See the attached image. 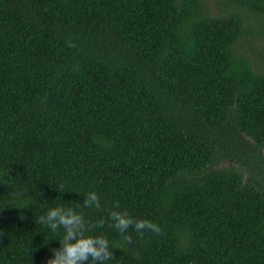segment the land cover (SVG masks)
Segmentation results:
<instances>
[{
	"label": "trees",
	"instance_id": "trees-1",
	"mask_svg": "<svg viewBox=\"0 0 264 264\" xmlns=\"http://www.w3.org/2000/svg\"><path fill=\"white\" fill-rule=\"evenodd\" d=\"M222 7L0 0V264H47L57 204L116 246L106 264H264V48L241 43L264 0ZM113 210L161 231L126 240Z\"/></svg>",
	"mask_w": 264,
	"mask_h": 264
},
{
	"label": "clouds",
	"instance_id": "clouds-1",
	"mask_svg": "<svg viewBox=\"0 0 264 264\" xmlns=\"http://www.w3.org/2000/svg\"><path fill=\"white\" fill-rule=\"evenodd\" d=\"M82 194L83 206L100 207V196L97 191L90 190ZM109 215L112 227L129 241L131 240L129 229L137 233L161 231L157 223L143 218H133L127 211L113 210ZM35 222L52 233L62 231V235L55 238L59 240V246L51 250L53 255L47 260V264H106L114 257L112 248L116 246L106 235L89 232L84 213L78 211L76 207L62 204L50 206L36 218ZM99 223L103 224L104 220H100Z\"/></svg>",
	"mask_w": 264,
	"mask_h": 264
},
{
	"label": "rangeland",
	"instance_id": "rangeland-1",
	"mask_svg": "<svg viewBox=\"0 0 264 264\" xmlns=\"http://www.w3.org/2000/svg\"><path fill=\"white\" fill-rule=\"evenodd\" d=\"M211 8L210 11L212 14H221L224 12V8L222 7L224 0H208ZM232 9L243 11L242 8H239L237 6H234ZM252 24H255L256 26H260V23L256 20L250 19ZM241 43L243 44V52H246L249 56L254 65H261V58L258 56V51L262 50L264 48V35L262 34H254L250 36H245ZM264 156V151H263ZM230 165H234L236 168H243L240 163H233L229 162L228 160L224 159L223 157H220L219 162L217 164V168H223ZM246 168V167H244ZM245 175H247V172H245ZM262 175L264 177V172H262Z\"/></svg>",
	"mask_w": 264,
	"mask_h": 264
}]
</instances>
